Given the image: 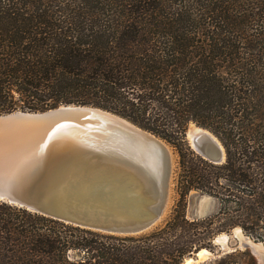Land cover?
<instances>
[{
	"label": "trees",
	"instance_id": "1",
	"mask_svg": "<svg viewBox=\"0 0 264 264\" xmlns=\"http://www.w3.org/2000/svg\"><path fill=\"white\" fill-rule=\"evenodd\" d=\"M65 104L116 113L173 145L180 198L151 231L115 235L0 201V264H182L241 227L264 241V0H0V114ZM226 160L190 149V123ZM196 190L215 214L189 219ZM203 264H257L249 249Z\"/></svg>",
	"mask_w": 264,
	"mask_h": 264
},
{
	"label": "water",
	"instance_id": "2",
	"mask_svg": "<svg viewBox=\"0 0 264 264\" xmlns=\"http://www.w3.org/2000/svg\"><path fill=\"white\" fill-rule=\"evenodd\" d=\"M186 138L204 159L225 162V147L209 130L192 122ZM172 175L166 141L111 111L65 104L0 114V201L11 205L86 229L137 235L162 219ZM206 196L190 193L199 207ZM193 217L201 218V210ZM213 243L206 258L201 248L182 264L238 249H249L264 264V241L241 227L220 233Z\"/></svg>",
	"mask_w": 264,
	"mask_h": 264
},
{
	"label": "rangeland",
	"instance_id": "3",
	"mask_svg": "<svg viewBox=\"0 0 264 264\" xmlns=\"http://www.w3.org/2000/svg\"><path fill=\"white\" fill-rule=\"evenodd\" d=\"M189 127V126H188ZM206 129V128H205ZM209 130V129H207ZM210 131V130H209ZM211 133H213L212 131H210ZM214 134V133H213ZM215 135V134H214ZM216 136V135H215ZM217 137V136H216ZM218 138V137H217ZM219 139V138H218ZM220 140V139H219ZM166 141V140H164ZM186 141L189 145V142L186 138ZM167 144L170 145L171 147V151L172 153L174 154V159H173V175H172V185H171V190H170V194H169V199H168V205L164 211V214L162 216V219L160 220V222H158L152 229L148 230V231H151L153 230L154 228H156L157 226H160V225H163L171 216V214L173 213V210L175 208V205L177 204L179 198H180V195H179V192H178V189H177V184H178V179H179V173H180V156H179V153L178 151L176 150V148L171 145L170 143H168L166 141ZM190 149L193 150L191 148V146L189 145ZM194 151V150H193ZM195 152V151H194ZM196 153V152H195ZM197 154V153H196ZM199 155V154H198ZM194 191V190H193ZM191 191V192H193ZM209 195V194H208ZM218 207H219V203H218V199L213 197V196H206L204 197V199L202 200V203L200 205V207L197 205L196 202H193L191 200V197H190V194L189 196L187 197V208H186V214H187V217L191 220L194 219V214L196 211H200L202 212V217H205V216H209V215H213L217 212L218 210ZM201 217V218H202ZM147 231V232H148ZM223 233V232H222ZM230 233V232H229ZM219 235V234H218ZM214 241V240H213ZM212 241V245L214 247V249L216 248V246L214 245ZM233 242H235L234 239H232ZM241 250V249H240ZM229 253V252H227ZM215 258H212V259H209L207 261H210V260H213ZM206 262V261H205ZM205 262H201L199 264H203Z\"/></svg>",
	"mask_w": 264,
	"mask_h": 264
},
{
	"label": "bare ground",
	"instance_id": "4",
	"mask_svg": "<svg viewBox=\"0 0 264 264\" xmlns=\"http://www.w3.org/2000/svg\"><path fill=\"white\" fill-rule=\"evenodd\" d=\"M191 129L192 130H197L194 125L191 126ZM167 146H168L169 151H170V153L172 155V161H173V159H174L175 156H174V154L171 151L172 149H171L170 145L167 144ZM209 253H210V250L207 249V248H204V249H202V251H200V256L206 258L209 255ZM184 264H194V262L192 260H187Z\"/></svg>",
	"mask_w": 264,
	"mask_h": 264
}]
</instances>
